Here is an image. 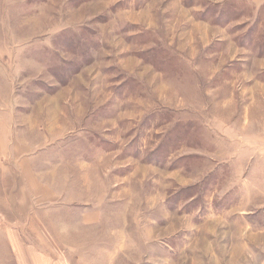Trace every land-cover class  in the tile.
I'll use <instances>...</instances> for the list:
<instances>
[{
	"label": "rangeland",
	"instance_id": "obj_1",
	"mask_svg": "<svg viewBox=\"0 0 264 264\" xmlns=\"http://www.w3.org/2000/svg\"><path fill=\"white\" fill-rule=\"evenodd\" d=\"M247 224L264 0H0V264L10 228L57 264H263Z\"/></svg>",
	"mask_w": 264,
	"mask_h": 264
},
{
	"label": "crops",
	"instance_id": "obj_2",
	"mask_svg": "<svg viewBox=\"0 0 264 264\" xmlns=\"http://www.w3.org/2000/svg\"><path fill=\"white\" fill-rule=\"evenodd\" d=\"M246 228L248 231L247 235L257 232L261 233L262 237H264V225L255 226L254 224H247ZM2 235L7 243L8 256L6 259L10 258L13 264H57L46 250L37 247L31 242H25L17 229H5L2 231ZM59 263L62 264L61 262Z\"/></svg>",
	"mask_w": 264,
	"mask_h": 264
},
{
	"label": "built area",
	"instance_id": "obj_3",
	"mask_svg": "<svg viewBox=\"0 0 264 264\" xmlns=\"http://www.w3.org/2000/svg\"><path fill=\"white\" fill-rule=\"evenodd\" d=\"M264 264V263H263Z\"/></svg>",
	"mask_w": 264,
	"mask_h": 264
}]
</instances>
